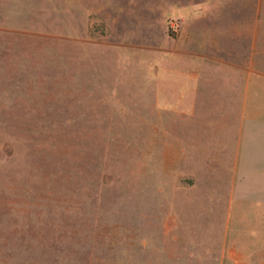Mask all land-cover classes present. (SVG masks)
Here are the masks:
<instances>
[{
    "label": "rangeland",
    "instance_id": "obj_1",
    "mask_svg": "<svg viewBox=\"0 0 264 264\" xmlns=\"http://www.w3.org/2000/svg\"><path fill=\"white\" fill-rule=\"evenodd\" d=\"M200 39L245 73L197 86ZM253 59L264 0H0V264H217L226 231L264 250Z\"/></svg>",
    "mask_w": 264,
    "mask_h": 264
},
{
    "label": "crops",
    "instance_id": "obj_2",
    "mask_svg": "<svg viewBox=\"0 0 264 264\" xmlns=\"http://www.w3.org/2000/svg\"><path fill=\"white\" fill-rule=\"evenodd\" d=\"M201 39L199 40V45H197L198 49L200 48V51H202V53H199L197 55V70L195 71L197 74H195V78H197V86L200 85V71H205L209 74H212L213 76H215V78H217L216 80H219V78L217 77L218 74H229L231 75V70L232 68H234L235 72L234 74L237 75H242V73H245L246 71V66L242 65L239 61H229L226 59L221 58L222 56L219 55H212L208 53V49L206 48V44L202 43ZM203 47V48H202ZM219 57V59L217 58ZM213 60L214 65L216 66L215 68H211V67H206L204 65V62L207 60ZM256 60L253 59L251 64L248 66V70L250 73L254 74H260V75H264V59L263 60H257L258 62H260V66L259 68L256 67L254 68V62ZM237 62L240 63L239 66H237ZM229 66L231 67L229 69ZM221 68V69H218ZM261 68V69H260ZM212 76V77H213ZM232 80H226L225 83L221 84L222 86L225 87L224 90H227L228 92H236V94L238 93L239 95L242 93V88H241V84H236L233 81L230 82ZM256 83V82H255ZM260 83L261 86H263V82L262 81H257V84ZM250 84V83H249ZM249 84H247V88L249 89ZM251 85V84H250ZM237 94V95H238ZM236 155V153H235ZM219 157V155H218ZM235 157V156H234ZM233 157V158H234ZM228 169V168H227ZM230 190H231V197L229 199L228 202V213L230 212L231 207H233V201H234V196H235V191H236V185L232 182H230ZM232 200V201H231ZM231 206V207H230ZM228 215V214H227ZM228 237H229V233L226 231L224 232V236H223V242H222V250L220 252V259L219 262L217 264H264V250H259L256 249L257 251L254 252L253 249H249L250 251H248V249L246 250V248H241V247H237V245H233L232 247L228 245ZM198 264H204L202 263H198Z\"/></svg>",
    "mask_w": 264,
    "mask_h": 264
}]
</instances>
